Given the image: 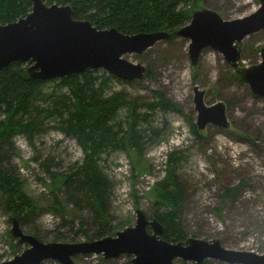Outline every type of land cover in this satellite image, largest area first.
<instances>
[{
  "label": "rangeland",
  "instance_id": "obj_1",
  "mask_svg": "<svg viewBox=\"0 0 264 264\" xmlns=\"http://www.w3.org/2000/svg\"><path fill=\"white\" fill-rule=\"evenodd\" d=\"M258 0H198L197 6L216 10L223 18L242 17L258 7ZM188 41L181 37L155 43L141 54H128L126 58L149 65L150 77L143 80H110L105 92L122 91L136 99L137 110L146 113L141 128H158L161 134L149 138L143 145L145 170L132 172L123 150L102 153L100 165L110 185L106 205L108 224L115 231L132 225L135 209H142L150 217L153 205L147 194L149 187L165 174V157L171 150L181 156L175 174L186 188L181 219L188 236L220 239L231 249L264 251V98H254L248 86L233 77L234 70L223 56L206 48L198 63L192 66L187 54ZM264 44V31L248 35L240 43L239 66H249L259 60L258 49ZM24 65L28 63L23 62ZM148 69V68H147ZM97 74H100L102 69ZM197 84L205 90L204 101L211 104L222 100L229 120L227 129L208 125L205 129L191 130L196 113L193 109V90ZM55 87L47 82L44 91ZM65 91V88H62ZM161 90L181 106V112L149 108L156 100L153 91ZM122 114V115H121ZM124 110L120 112L119 121ZM143 134V133H142ZM14 154L9 164L23 180L24 191L33 198L37 214H27L22 230L42 242H77L96 239L98 223L88 205L76 208L65 203L68 193L59 191L58 197L66 204L67 212L51 210L53 195L47 184L50 177L46 167L69 172L81 162L83 153L74 138L62 133L53 122L44 123L42 130L30 140L15 134ZM245 184L237 199L221 201L226 186ZM220 208V210L218 209ZM11 215L0 208V261L21 253L28 245L19 243L10 233ZM113 235V234H108ZM132 255L122 254L103 259L98 254L75 255L76 264H130ZM203 263L204 261H206ZM203 264H227L206 259ZM176 264H194L175 260ZM41 264H60L47 259Z\"/></svg>",
  "mask_w": 264,
  "mask_h": 264
},
{
  "label": "trees",
  "instance_id": "obj_2",
  "mask_svg": "<svg viewBox=\"0 0 264 264\" xmlns=\"http://www.w3.org/2000/svg\"><path fill=\"white\" fill-rule=\"evenodd\" d=\"M47 4H70L73 17L87 19L98 28L115 27L123 33L173 31L189 21V10L197 6L198 0H44ZM31 9L30 0H0V25L25 16ZM264 31V30H263ZM172 37L167 39L171 41ZM259 52V49H258ZM27 65L15 61L0 70V208L11 216L25 222L27 214H37L33 198L23 189V180L16 174L9 161L14 154L15 134H23L28 140L42 130L44 123L53 122L65 135L75 139L83 157L69 172H59L46 167L53 195L51 210L66 213L64 201L58 192L66 190L70 203L76 208L88 205L93 221L98 223L96 237L114 234V226L106 217L107 198L110 185L100 165L101 154L109 150H123L132 172L145 170L143 140L157 138L158 128H141L146 113L137 110L136 99L122 91H104L114 76L99 69H85L57 79H33L27 72ZM145 77H150V67ZM233 77H236L233 72ZM120 80V79H119ZM47 82L55 87L44 91ZM62 88L66 90L63 91ZM251 93V92H250ZM154 100L149 108L181 112L178 102L168 98L161 90L153 91ZM256 99L259 97L251 93ZM124 110L123 118L119 114ZM122 115V114H121ZM220 129V128H219ZM191 130L198 134L195 124ZM143 133V134H142ZM197 136L200 137L198 134ZM171 150L165 157L164 177L153 183L147 194L153 205L149 218H156L163 225L162 237L168 241L184 240L188 237L181 219L186 188L175 174V166L181 156ZM241 180L233 186H226L221 201L237 199ZM220 210V208H218ZM194 236V235H193ZM207 262L204 261L203 263ZM202 263V264H203Z\"/></svg>",
  "mask_w": 264,
  "mask_h": 264
},
{
  "label": "water",
  "instance_id": "obj_3",
  "mask_svg": "<svg viewBox=\"0 0 264 264\" xmlns=\"http://www.w3.org/2000/svg\"><path fill=\"white\" fill-rule=\"evenodd\" d=\"M30 2L31 9L25 16L0 25V70L20 61L28 63L27 72L33 79L63 78L90 68L102 69L124 81L143 80L147 66L126 56L141 54L159 41L181 37L188 41L187 54L192 66L198 63L202 51L210 48L223 56L252 94L264 97V44L259 48L256 63L239 66V43L264 30V0H258V7L242 17L225 19L212 8L196 6L189 10V21L176 30L130 34L115 27L98 28L90 20L74 18L70 4ZM192 90L196 128L202 130L212 125L227 129L225 103L217 100L206 104L205 90L197 84ZM10 233L28 246L0 264H41L47 259L76 264L73 256L78 254H98L103 259L130 254V264H176V259L194 264H202L206 259L227 264H264V252L231 249L218 238L188 236L184 240H165L163 225L140 208L135 209L132 225L91 240L42 242L24 232L15 216L11 217Z\"/></svg>",
  "mask_w": 264,
  "mask_h": 264
},
{
  "label": "built area",
  "instance_id": "obj_4",
  "mask_svg": "<svg viewBox=\"0 0 264 264\" xmlns=\"http://www.w3.org/2000/svg\"><path fill=\"white\" fill-rule=\"evenodd\" d=\"M253 251V250H252ZM264 252V251H263ZM262 253V252H261Z\"/></svg>",
  "mask_w": 264,
  "mask_h": 264
}]
</instances>
